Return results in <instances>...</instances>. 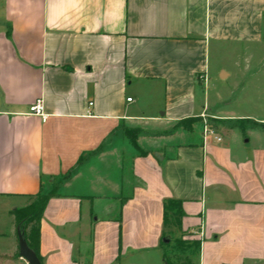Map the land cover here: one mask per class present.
<instances>
[{
    "label": "crops",
    "instance_id": "0c3cea01",
    "mask_svg": "<svg viewBox=\"0 0 264 264\" xmlns=\"http://www.w3.org/2000/svg\"><path fill=\"white\" fill-rule=\"evenodd\" d=\"M41 193V264H165L166 199L192 264H264V0H0V264Z\"/></svg>",
    "mask_w": 264,
    "mask_h": 264
},
{
    "label": "trees",
    "instance_id": "16d2710c",
    "mask_svg": "<svg viewBox=\"0 0 264 264\" xmlns=\"http://www.w3.org/2000/svg\"><path fill=\"white\" fill-rule=\"evenodd\" d=\"M181 123V122H180ZM241 121H236L235 125L240 126ZM144 154L143 152H140ZM52 193V192H51ZM37 200L27 207L17 209L14 211L17 228L21 231L23 239L27 246L36 254L40 260L37 247L39 241V224L41 214L45 207L50 193L37 194ZM184 211L182 208V200L180 199H166L163 203V221H162V234L160 244L163 246L167 243L166 229L168 227L178 228L180 226ZM196 250L199 248V242L193 241ZM18 252V251H17ZM165 264H169L166 254L163 252Z\"/></svg>",
    "mask_w": 264,
    "mask_h": 264
},
{
    "label": "rangeland",
    "instance_id": "374dc122",
    "mask_svg": "<svg viewBox=\"0 0 264 264\" xmlns=\"http://www.w3.org/2000/svg\"><path fill=\"white\" fill-rule=\"evenodd\" d=\"M216 73V69L214 71ZM231 81L232 77L229 78ZM222 81L215 80L214 82H210L208 86V92H209V98L211 101L216 100V93L220 91L223 87L221 84ZM228 82V81H227ZM234 122H219V120L216 119H210L206 115L204 117H200V120H188L182 123L177 124L173 128V133L175 131H189V130H194L196 132H199V134L203 137V130L205 126L211 129L212 134L211 136H219L218 135V126L223 125V126H230L233 125ZM167 135V134H157V137ZM137 136V134H130V139H134ZM163 140V139H162ZM31 204L37 200V197H33L30 199ZM165 237L167 238V243L163 246L164 253L166 254V258L169 261V264H192V258L193 254L195 253L196 246L193 241L187 240L183 234L178 233L175 231L173 228L168 227L166 229V235ZM18 252L15 254L13 257L12 262L14 264H20L18 260Z\"/></svg>",
    "mask_w": 264,
    "mask_h": 264
},
{
    "label": "built area",
    "instance_id": "2783aa9c",
    "mask_svg": "<svg viewBox=\"0 0 264 264\" xmlns=\"http://www.w3.org/2000/svg\"><path fill=\"white\" fill-rule=\"evenodd\" d=\"M200 79L203 83H206L207 81V77L205 75H201ZM127 101H131V97L127 98ZM91 104V103H89ZM29 112L33 113V114H37L39 116H41L42 120L46 119L45 114L43 113V106L40 100H37L34 104L29 106ZM202 117H204V114L201 115ZM212 131L210 128H208L207 126H205L204 130H203V139H206L207 137L211 136ZM217 141H221V138L218 136H213Z\"/></svg>",
    "mask_w": 264,
    "mask_h": 264
},
{
    "label": "water",
    "instance_id": "95a60500",
    "mask_svg": "<svg viewBox=\"0 0 264 264\" xmlns=\"http://www.w3.org/2000/svg\"><path fill=\"white\" fill-rule=\"evenodd\" d=\"M17 235H18V250L20 257L23 258L28 264H41L36 254L27 246L25 240L23 239L22 233L19 229L17 230Z\"/></svg>",
    "mask_w": 264,
    "mask_h": 264
}]
</instances>
